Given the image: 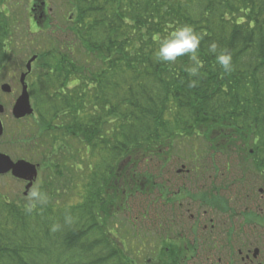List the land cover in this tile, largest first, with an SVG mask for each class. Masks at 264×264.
<instances>
[{"label":"trees","instance_id":"1","mask_svg":"<svg viewBox=\"0 0 264 264\" xmlns=\"http://www.w3.org/2000/svg\"><path fill=\"white\" fill-rule=\"evenodd\" d=\"M7 2L0 0V49L10 38ZM67 2L62 27H48L47 13V28L33 33L45 42L32 72L41 122L26 127L23 146L31 142L34 154L41 149L36 158L65 164L73 175L63 177L64 187L61 176L55 187L45 182L42 191L53 202L31 213L27 202L20 207L3 198L0 264H185L180 247L162 239L156 209L148 229L147 212L135 213L131 203L143 196L146 206L158 205L155 177L174 156L191 167L199 159L197 173L218 176L217 166L210 174L204 164L218 152L227 177L264 179V0ZM184 24L203 36L198 77L185 71L187 56L173 64L154 57V38ZM212 42L231 52L234 71L216 64ZM190 79L198 85L190 88ZM203 136L210 152L195 149ZM178 139L187 141L174 148ZM248 147L250 165L239 159ZM220 203L230 206L227 198ZM67 215L73 223L65 224ZM53 224L60 225L56 232Z\"/></svg>","mask_w":264,"mask_h":264},{"label":"flooded vegetation","instance_id":"2","mask_svg":"<svg viewBox=\"0 0 264 264\" xmlns=\"http://www.w3.org/2000/svg\"><path fill=\"white\" fill-rule=\"evenodd\" d=\"M30 8L32 13V17L29 18L30 26L46 29V22L40 23L39 18L42 16L44 18L41 19L47 18L45 15L48 13V1L33 0ZM54 28L58 29V25ZM9 34L10 38H7L4 44L5 49L0 51V70L3 67L7 68L14 58L8 44L17 35V29L12 28ZM25 72H27V62L19 81ZM32 72L33 70L26 77L27 83L32 77ZM4 84L0 81V122L3 126V134L0 135V154L8 155L13 162L27 160L37 164L38 177H42V172L48 164L35 160V155H40L41 149L37 150L38 154H34L35 145L30 142L28 147L25 146V156H14L10 152L12 148L18 153L17 144L19 143L27 144L23 141V137L17 140L16 136L18 129L24 133L30 122L29 116L16 118L12 112L14 127L9 134L7 133L8 119L4 120L3 114L11 108H8L9 105L14 107L18 97L15 102L4 104L3 94L12 93V90H9L10 93L3 91ZM26 153L30 156L27 157ZM182 159L178 158L175 162L180 164ZM196 171H198L197 162L191 168L181 164V168L175 174L155 177V190L158 204H160L156 207V211L164 227L161 232L162 239L180 247L181 254L184 253L182 260L191 264H207V262H211L210 264L223 262L264 264V246H261L264 241L263 177H225V175L224 177L219 175L206 177ZM261 174L264 175V172ZM3 177H12L24 185V189L28 184V181L16 178L12 170L0 171V208ZM137 178L133 177L136 181ZM37 181L33 187H36ZM226 198L230 206H226L225 203L221 205L220 202H225ZM257 249L259 253L255 255ZM235 250L237 254L234 253Z\"/></svg>","mask_w":264,"mask_h":264},{"label":"rangeland","instance_id":"3","mask_svg":"<svg viewBox=\"0 0 264 264\" xmlns=\"http://www.w3.org/2000/svg\"><path fill=\"white\" fill-rule=\"evenodd\" d=\"M32 1L33 0H8V2H7V6L9 9L8 15H7V26L10 27L11 29L12 28L17 29V35H15V38L13 40H11V42L8 44L9 47L11 48V52H13L14 58L12 59V62H10L8 64L7 68L3 67L0 70V81H1V83H3V84L5 82L10 83L8 85H10L11 90H12L11 94H6V93L3 94V98H4L3 103L4 104L5 103L8 104L11 101L15 102L16 98L21 95L22 86H21V83L19 81L20 74L22 71L25 70V64L29 60V58L33 55H36L35 53L39 52V48L43 47V44L45 45L44 41H40L38 38H36L34 36V34H32V32L36 33V31L34 32L33 30L38 29L37 26L36 27L30 26L31 22H30L29 18L32 17V13L30 11ZM40 1H42V0H40ZM47 1H48L47 11H48V13H51V16H52V17H50L52 19V22H48L47 26L48 27L50 25L52 27H54L56 25H58V26L62 25L63 26L64 22H62V18L69 17V14H70V12H69L70 7L67 8V5H69L67 0L66 1H64V0L63 1L62 0H47ZM41 18H39V21L42 24L45 23L46 20L48 19V18H46V19H41ZM3 49H5L4 46L0 49V51H2ZM35 61L33 62V66H32L33 70H34V68L36 69V67H37V62H35ZM31 76H32L31 79L28 80V82H29L28 88H29V92H30V96H31V98H30L31 103L35 109V106H34L35 100H34L33 94H32L33 93V84H32L33 74H31ZM9 93H10V91H9ZM12 107H13V105L12 106L9 105L8 108H10V109L7 110V112H4V114H3L4 120L6 119V121H7V119H8V121H9V122L7 121V126H6L8 134L11 132L12 128L14 127L12 124V122L14 120V118L12 116V112H13ZM27 116H29L28 119H29L30 123L26 127L32 128L33 126H36V125L38 127V125L41 122V117L39 115H37V110L35 109L34 115L31 114V115H27ZM25 130H26V128H25ZM23 136H24V133H22L18 129L16 139L20 140V138ZM7 138L8 137L6 136V139ZM178 140H181V139H178ZM178 140L174 141V143H173L174 148H177L179 142L187 141V140H181V141H178ZM63 142L64 141L61 138H59L58 144H62ZM193 144L195 145V147H196L195 149H197L198 152H202V151L207 152V151H209V145L211 143L208 144L206 139L203 136V138L197 137V140ZM193 144L192 145L189 144V145L193 146ZM17 146L19 148V151L17 150L18 153L15 151V149H12L11 147H10L11 148L10 152L13 153L14 156H18V155L19 156H22V155L25 156V152H24L25 146L21 145V143L17 144ZM251 150H252L251 147H248L245 149V151L242 154V157L239 158L242 163H245V164L247 163L248 165L253 163L252 159L249 157V151L251 152ZM42 152L44 155H45V153L47 155H49V151L47 149L45 151H42ZM211 152H212V149H211ZM50 154L54 155L56 157L60 156V155L56 154V152H51ZM175 155H176V153H175ZM26 156L28 157L30 155H26ZM176 157L177 156H174L171 159L170 167L168 168V170L167 169L161 170L162 166H159V167L157 166V168H160V170L162 171V172L157 171V172H160L158 174L161 176H164V177L171 176V175L175 174L179 168H181V164H186L188 166V168H191V164L187 163L186 161H188V160H186L184 157L181 160L180 164L178 162H175ZM213 157L214 158L209 157L210 160L207 163H205V161H204V164L210 169V171H211L210 174L214 173V171H217L220 177H224V175H225L224 174L225 173L224 167L226 165V162H224L225 159H221V157H219L218 152H214ZM72 159L74 160V158H72ZM233 159L234 160H231L232 165L230 164V167L232 169L235 168L234 164L236 163V161H235L236 159L235 158H233ZM35 160H37V162H39V161L44 162V160L43 159L40 160L39 157L38 158L35 157ZM196 162H199V159L196 160ZM59 166L60 167H58V164H57V166H54V167L47 165V167L44 168V171L42 172V177H38L36 187H39L40 190L42 191L43 186H45V184H44L45 182H48V184H51L52 186L55 187V184H52L51 182H54V180H56L57 179L56 177H58V176H61V177H59V179H61V180H59V184L61 186L65 185V179L66 178H63V177L72 176L73 171H70L68 168H66L65 164L64 165L61 164ZM215 166H217V168L219 170L217 169V170H214L212 172L213 167H215ZM140 169L143 171L144 166H142ZM193 173H195V172H193ZM206 173H204V175L206 174L205 176L209 177V172H206ZM200 174H202V171H200ZM225 177H227V175H225ZM262 185L264 187V183H262ZM25 191L26 190L24 189V185H22L20 182L14 180L12 177H3L2 189H1V194H2L1 206L3 204V200L5 199L4 197L7 196V198L10 199V200L7 199L9 203L11 202L12 204L21 207L22 205H24L23 203L27 202ZM48 197L50 198V196H48ZM49 198H48V202H53V200H50ZM131 204L133 206V211L135 213L139 212L142 215V214H145L147 212V214H145V216L147 215L146 219L143 220L142 225L144 224L148 229L151 227L154 228V226H152L153 225L152 219L155 218V215H156L154 212L155 211L154 209H156V207L160 204L146 206L145 199L143 198V196L142 197L137 196ZM250 206H252V204H250ZM120 219H122L121 223L122 224L124 223L126 225L125 228L128 229L130 223L127 221V218L124 216ZM159 244H161L160 239H157L155 246H157ZM261 246H264V241H263V245H261ZM234 253L237 254L236 250ZM260 260H261V256H260ZM210 263L211 262H207V264H210ZM185 264H191V263L187 262ZM222 264H231V263L230 262H223Z\"/></svg>","mask_w":264,"mask_h":264},{"label":"clouds","instance_id":"4","mask_svg":"<svg viewBox=\"0 0 264 264\" xmlns=\"http://www.w3.org/2000/svg\"><path fill=\"white\" fill-rule=\"evenodd\" d=\"M158 47L154 52L157 62L173 64L179 57L187 56L191 61V66L185 68L190 77H198L204 64L199 57V50L203 36L195 31L189 24L178 25L167 32L162 37H155ZM219 45L212 42L208 45V52L215 57L216 64L224 73L234 71L233 57L227 50H218ZM198 85L197 79H190L188 86L190 88ZM26 211L31 213L38 205H44L48 202L46 192L39 187H33L26 193ZM65 224L73 223L70 215L65 216ZM60 228L59 224H53L51 231L56 232Z\"/></svg>","mask_w":264,"mask_h":264},{"label":"water","instance_id":"5","mask_svg":"<svg viewBox=\"0 0 264 264\" xmlns=\"http://www.w3.org/2000/svg\"><path fill=\"white\" fill-rule=\"evenodd\" d=\"M37 59V55H33L28 63H27V72L21 75V84H22V93L17 98L14 107H13V115L16 118H23L27 115H31L34 112L32 107L30 93L28 89V84L26 82L27 75L32 70V64ZM3 91L9 92L11 90L10 85L4 84L2 86ZM3 134V126L0 122V135ZM12 170L13 174L17 176V178L25 179L29 183L26 186L25 194L32 188L34 181L37 179L38 176V169L37 165L32 164L26 160H19L17 162H13L12 159L5 154H0V171L7 172ZM259 253V250H256L255 255Z\"/></svg>","mask_w":264,"mask_h":264}]
</instances>
